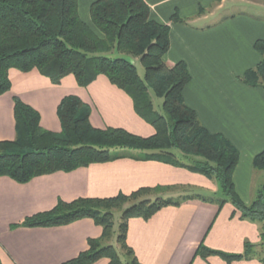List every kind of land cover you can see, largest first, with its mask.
<instances>
[{
  "label": "crops",
  "instance_id": "crops-1",
  "mask_svg": "<svg viewBox=\"0 0 264 264\" xmlns=\"http://www.w3.org/2000/svg\"><path fill=\"white\" fill-rule=\"evenodd\" d=\"M93 1L77 0V12L95 29L89 13ZM144 2L150 17L169 27L164 63L171 67L183 61L190 73L184 102L204 127L223 134L237 148L232 180L240 199L250 203L264 185V170L252 165L253 157L264 148V89L246 85L241 77L261 59L253 42L264 39V0ZM174 12L180 20H171ZM8 78L10 89L0 95V141H12L16 135L14 97L38 112L43 129L59 132L57 106L70 94L90 108L88 119L94 128H123L143 137L154 133L153 127L134 112L131 98L104 75L85 87L71 74L53 84L37 69L23 72L10 68ZM117 151L122 155L109 161L37 175L24 183L0 176L1 264H63L85 251L88 239L101 236V226L91 218L49 227L19 225L26 217L50 210L59 200L110 197L142 187L157 188L150 199L194 194L221 198L217 182L202 174L181 165L142 159L136 150ZM174 152L185 164L197 160ZM114 241L110 245L125 262L116 237ZM246 242L252 246L248 258L227 262L217 255L202 258L197 254L200 244L241 254ZM126 243L141 264H264L260 223L241 217L228 201L218 205L216 201L187 199L178 206H164L147 219L130 218ZM90 264L110 263L102 257Z\"/></svg>",
  "mask_w": 264,
  "mask_h": 264
},
{
  "label": "trees",
  "instance_id": "trees-1",
  "mask_svg": "<svg viewBox=\"0 0 264 264\" xmlns=\"http://www.w3.org/2000/svg\"><path fill=\"white\" fill-rule=\"evenodd\" d=\"M89 13L96 30L79 18L77 0H0V95L10 89V68L23 72L37 69L53 84L71 74L81 87L104 75L131 98L134 112L153 127L154 133L143 137L123 128H94L88 119L90 108L71 94L57 106L60 131L51 132L40 126L36 110L14 97L16 135L12 141H0V176L24 183L37 175L106 162L122 155L117 150L130 149L141 152L142 159L181 165L215 180L221 198L199 194L155 197L124 208L116 243L125 262L112 245L103 244L112 237V211L156 192L157 188L142 187L129 194L84 197L70 202L59 200L50 210L26 217L19 225L49 227L91 218L101 226V236L88 239V248L63 264H90L102 257L110 264H141L126 243L128 220L147 219L164 206H178L195 198L216 201L218 205L228 201L241 217L259 222L260 245L264 247V185L256 190L250 203L240 199L232 180L238 162L237 148L223 134L204 127L195 111L184 102L183 91L191 78L185 62L168 67L163 61L169 46L168 25L150 17L144 0H95ZM170 18L180 20L177 12ZM253 48L261 59L244 71L241 80L264 89V39H256ZM113 51L138 58L143 76L126 58L109 56ZM149 90L162 98L163 114L154 109ZM174 150L197 160L185 164ZM252 165L264 170V148L253 157ZM251 250L247 242L241 254L212 250L200 244L197 254L202 258L217 255L230 262L250 257Z\"/></svg>",
  "mask_w": 264,
  "mask_h": 264
},
{
  "label": "rangeland",
  "instance_id": "rangeland-1",
  "mask_svg": "<svg viewBox=\"0 0 264 264\" xmlns=\"http://www.w3.org/2000/svg\"><path fill=\"white\" fill-rule=\"evenodd\" d=\"M109 56H113V57H117V56H121V57H124L128 60L133 61L131 63H133L137 69V72L139 74L140 77L143 76V68L139 62L138 59L134 58L133 56L131 55H128V54H121L117 51H113L111 53H109ZM149 94L151 96V99H152V103H153V107L154 109L159 112V113H162L163 114V111H162V108H161V104H162V98L160 97H156L154 96L153 92L151 90H149ZM130 150V149H129ZM156 192H151V193H147V194H144L142 195V197H139L138 199H136L135 201H130V202H127L125 203L121 209H114L112 212H113V231H112V237L111 239L107 240V241H104L103 244L104 245H107V244H110L112 242L115 243L114 239L115 237L117 236L118 234V226H119V223H120V216H121V212L124 208L126 207H129L132 203H135V202H138L139 200L141 199H150L149 197L152 196V195H155ZM219 194H221V192L219 191L218 193V196ZM150 200H153V199H150ZM264 247L261 248V252H260V255L261 257H264Z\"/></svg>",
  "mask_w": 264,
  "mask_h": 264
},
{
  "label": "water",
  "instance_id": "water-1",
  "mask_svg": "<svg viewBox=\"0 0 264 264\" xmlns=\"http://www.w3.org/2000/svg\"><path fill=\"white\" fill-rule=\"evenodd\" d=\"M128 60V59H127ZM130 61V60H129Z\"/></svg>",
  "mask_w": 264,
  "mask_h": 264
}]
</instances>
